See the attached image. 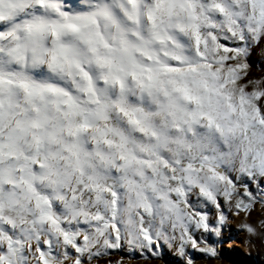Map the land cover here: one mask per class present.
<instances>
[{
  "label": "snow or ice",
  "instance_id": "snow-or-ice-1",
  "mask_svg": "<svg viewBox=\"0 0 264 264\" xmlns=\"http://www.w3.org/2000/svg\"><path fill=\"white\" fill-rule=\"evenodd\" d=\"M264 0H0V264H215L264 247Z\"/></svg>",
  "mask_w": 264,
  "mask_h": 264
},
{
  "label": "rangeland",
  "instance_id": "rangeland-1",
  "mask_svg": "<svg viewBox=\"0 0 264 264\" xmlns=\"http://www.w3.org/2000/svg\"><path fill=\"white\" fill-rule=\"evenodd\" d=\"M251 63L253 72H264V59H261L258 53H253ZM233 235L239 237L232 241L236 245V249L224 253V258L215 264H264V247L261 246L260 242L248 245L242 242L244 239L242 233H234ZM151 264H163V262L154 261Z\"/></svg>",
  "mask_w": 264,
  "mask_h": 264
}]
</instances>
